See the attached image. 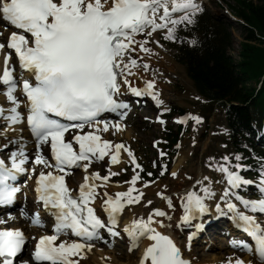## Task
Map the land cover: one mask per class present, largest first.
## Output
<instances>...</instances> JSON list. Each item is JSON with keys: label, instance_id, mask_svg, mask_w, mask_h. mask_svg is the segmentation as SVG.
I'll use <instances>...</instances> for the list:
<instances>
[{"label": "snow or ice", "instance_id": "obj_1", "mask_svg": "<svg viewBox=\"0 0 264 264\" xmlns=\"http://www.w3.org/2000/svg\"><path fill=\"white\" fill-rule=\"evenodd\" d=\"M201 11L198 0H0V23L10 29L4 42H0V53L4 55L0 74L4 90L0 94L9 103L7 108L0 105V120L7 122L0 128L7 140L0 144V152L8 149L0 156V206L14 203L20 191L15 184L18 175L31 172L35 176L38 206L31 214L25 210L23 216L32 227L41 229L49 227L41 208L52 218V234L32 237L36 242L27 258L25 246L29 237L25 232L21 228H0V264H80L93 248V241L105 240L104 232L111 237L121 235L117 229L125 207L140 203L145 195L137 188V182L147 188L154 181L141 175L144 169L129 147L103 138L102 134L110 129L123 128L105 114L126 115L129 104L121 99L124 92L150 96L158 106L163 105L154 79L145 80L144 87L139 88L133 86L130 77L137 75L134 69L150 70L143 56L155 55L149 46L154 33L162 31L164 39L176 41L178 28L194 24ZM190 43L195 45L196 41ZM13 55L22 72L30 74L28 78L14 75L15 67L10 63ZM18 89L23 101L16 95ZM189 120L202 122L200 116L192 114L178 122L187 124ZM17 124H26L30 130L32 153L22 136L7 137V130H14ZM122 151L134 166L133 174L125 181L126 191L110 195L106 190L108 183L119 172L109 167L102 176L89 169L106 156L111 164L120 163ZM159 155L163 157L165 153L161 151ZM243 159L239 153L225 154L219 160L209 157L207 168L219 173L220 178L204 174L194 180L187 177L193 183L177 193L181 221L191 223L202 218L210 211L208 201H214L216 212L230 216L233 225L249 238L233 241V247L254 254L259 264H264V224L254 215L264 216V158L255 170L257 180L242 175L252 170L241 162ZM30 162L29 169L26 165ZM36 166H40L38 173ZM160 167L159 174L163 175L166 166ZM73 168L83 170L75 194L66 182ZM145 175L152 177L153 173ZM171 175L175 177L177 173ZM215 185L221 186L219 190ZM249 186L259 198L249 199L241 194ZM157 195L168 208L175 209L172 194ZM97 199L101 200L106 218L98 215L93 206ZM146 204L151 205L152 201L147 200ZM163 218L171 220L167 211L153 207L147 216L126 223L123 232L129 250L139 249L147 242L138 264H190L176 242L159 230L165 227ZM228 264L249 262L237 258L229 259Z\"/></svg>", "mask_w": 264, "mask_h": 264}, {"label": "rangeland", "instance_id": "obj_2", "mask_svg": "<svg viewBox=\"0 0 264 264\" xmlns=\"http://www.w3.org/2000/svg\"><path fill=\"white\" fill-rule=\"evenodd\" d=\"M249 1L257 5L260 2L259 0ZM198 2L202 3V8H205L207 11L215 15L219 14V10H227L229 13H231V7L234 6V2L232 0H198ZM220 15L223 16V19L218 17L217 19L224 21V24L230 28L232 35V47L229 49V53L233 59L238 61L240 44L244 40V32L237 22H230V20L225 15L221 13ZM155 41H159V43L157 44ZM149 46L153 48L156 56H143V59L150 64V70L149 74H147V72H144L142 69H138V71H136L138 72L137 80H139V77L141 76L142 78H148L151 80L154 79L157 83V92L159 93V97H161L164 101V106L161 108L163 115L167 120L166 124L164 125L167 128H172L173 131H177L178 128L172 123L171 119V117L177 116L176 113L172 112L173 109H183L185 113L198 115L202 119L204 117L208 120L206 122L205 120H202V123L198 125L193 124L194 122L191 123V120L188 121L189 124L183 129L179 147H173V154L169 157L170 162H167V160L160 161L158 151L153 149L151 146L153 141H159L162 138L164 132L163 126L158 125L154 121L157 114L155 109L138 108V118L134 119L133 116L130 117L128 121L129 123H132V125H125L126 128L121 129L120 133L112 132L106 133L104 135L105 139L111 140L114 143L124 142V144L134 153L137 162L142 166L144 165V170L148 169V172L155 171V175L160 176L159 173L161 171V163L164 164L165 162L164 165L167 164V173L160 177L161 179L159 181L155 182L149 187L151 189L154 187V190L151 192V196L149 198V200L152 201V204L147 205L146 207L144 203L135 209L134 207L132 208L137 210L138 208L144 207V213L150 212L153 207H159L163 202L161 197L157 195L158 192H177L186 189L193 183V180L201 174L215 177L217 179L220 178L219 173L213 172L207 168L206 162L208 158L215 157L217 160H219L220 157L225 154H235L229 144V132L227 129L224 112L218 107L212 108L211 105L206 103L199 95L193 82L187 75L185 66L179 63L177 60V54L179 52L178 45L171 40L169 41L164 39V32L157 31L153 34ZM153 72H155V75H153ZM130 79L133 80L135 77L132 76ZM5 98L6 97L2 98L0 95V105L6 108V106H9V103L7 99L5 101ZM146 117L151 118L152 121H145L144 118ZM0 128H3V125H1ZM128 133L129 135H127ZM0 137L3 138L4 135L0 134ZM106 162L107 161L103 160V162L92 165L89 171H99L102 176L107 174V169L110 166ZM133 167L134 166L129 163V158L127 155L124 158L123 164H121L118 168L110 167L112 171L119 172L118 176H113L110 178V186L116 188L119 185H122L123 182L130 180L131 175L133 174ZM121 169L127 170L121 171ZM150 169H152V171ZM175 169H177V171H175L177 173L176 178L171 175ZM137 171H139V169H137ZM189 176L193 177V180H189L187 178ZM79 177H81V174H73V176L70 178L71 184H76ZM110 186L108 185V187ZM215 187L219 190L221 186L215 185ZM244 196L246 198L249 197V195ZM143 200H148V198L146 197ZM210 202L214 204V201ZM24 209L25 208L20 211V206L17 205L11 214L18 216L21 213L23 214V212L26 210ZM174 210L175 213L178 211L177 215H174L176 218L181 214L182 211L179 210V207L175 208ZM133 212L135 213V211ZM140 214H143L142 211L139 212V215ZM128 216L129 214H127V216L125 215L123 219H126ZM172 220L173 219H171V225H173ZM216 235L217 234H215L214 231L211 232V241H214L215 243L219 241ZM180 241L183 242L184 238L181 237ZM218 244L215 249H218L220 252H216V250L214 252L219 254H214V252L203 253L202 251L200 254V251H198L200 249L198 247L196 248V246L190 254L195 256L194 258L199 256L201 263L204 264H225L227 262L224 263V261H229L228 258L234 261L236 258L240 257L239 255L235 254L239 257H235V259H233V253L229 254L231 251H227L226 247L220 248V245ZM200 248L202 247L200 246ZM99 251L109 256H112L114 252H117L118 254L121 253L122 255H132L128 253L129 251L125 242H119L117 247L112 246V244L104 245L101 243L98 244L96 242L91 251H89V253L87 252L86 258L82 259V262H84V260L88 261L87 257L96 254ZM223 251L228 253H223ZM137 253L138 251H133L132 256H136ZM213 254L214 257L217 258H213ZM221 256L223 257L220 258Z\"/></svg>", "mask_w": 264, "mask_h": 264}, {"label": "trees", "instance_id": "obj_3", "mask_svg": "<svg viewBox=\"0 0 264 264\" xmlns=\"http://www.w3.org/2000/svg\"><path fill=\"white\" fill-rule=\"evenodd\" d=\"M232 1V13L244 23L240 25L244 40L239 60L229 53L230 30L206 12H199L187 28L181 26L177 58L200 95L212 106L219 104L226 109L231 144L246 155L250 152L245 144L251 143L253 126L260 125L264 113V0L258 5L249 0ZM262 78V87L255 88ZM172 136L170 131L166 133L168 144L164 147L179 139Z\"/></svg>", "mask_w": 264, "mask_h": 264}, {"label": "bare ground", "instance_id": "obj_4", "mask_svg": "<svg viewBox=\"0 0 264 264\" xmlns=\"http://www.w3.org/2000/svg\"><path fill=\"white\" fill-rule=\"evenodd\" d=\"M0 24H2V23H0ZM2 26V25H1ZM1 41V40H0ZM156 56V55H155ZM164 58V57H163ZM162 62V61H161ZM163 63V62H162ZM161 63V64H162ZM166 63V62H165ZM4 66V61H3V55H1L0 54V68L1 67H3ZM134 71L136 72V71H138V69H134ZM18 91V98L21 100V101H23L22 100V97H21V94H20V91H19V89L17 90ZM9 107V106H8ZM7 108V107H6ZM24 109V107H23V104H21V111ZM130 119V118H129ZM18 126L20 125V124H17ZM21 125H23V126H21V127H16V125H15V128H14V131H13V129H8V133L9 134H7L8 136H10L9 138L11 139V138H15V137H17V136H19V134L20 133H22V135H20V136H22L23 138H24V140H26V139H28V133H27V130L25 129V125L24 124H21ZM124 127V126H123ZM20 131H22V132H20ZM121 131V130H120ZM119 131V132H120ZM127 135H129V133L127 134ZM1 141H3V143L1 142V144H5V143H7V140L6 139H4V138H2V140ZM31 141V140H30ZM33 143V142H32ZM6 150V149H5ZM28 151H29V153H32L33 151H34V148H33V146H32V144H29L28 145ZM4 155V154H3ZM4 157H6V156H4ZM106 158H107V160L109 161V158L106 156ZM110 162V161H109ZM28 167V166H27ZM40 169V166L39 167H37V171ZM175 171H177V169H175L173 172H175ZM82 176L83 175H81V177H79L78 178V186H79V184L82 182ZM35 180V179H34ZM34 180L32 181V183L34 184ZM32 183H31V185H32ZM156 187V186H155ZM154 188V187H153ZM149 189V190H144V192H145V195L147 196V195H151V192L154 190V189ZM117 189H119V188H117ZM107 191H108V193L110 194V195H114V191L113 190H110V187H108L107 186V189H106ZM117 192H120V191H126V189H122V190H116ZM157 192V191H156ZM154 193V192H153ZM29 195H30V197H31V194H30V192H29ZM155 195V194H154ZM32 198V197H31ZM19 201L20 202H22L23 203V201L22 200H20L19 199ZM32 203H29V205L27 206V211L31 214L36 208H37V201H36V197L34 198V196H33V198H32ZM159 201V200H158ZM143 202V201H142ZM134 205V204H133ZM95 208H96V210L97 209H101V200L100 199H97L96 201H95V203H94V205H93ZM164 206H166L164 203H162L161 205H160V207H161V209L163 210V208L162 207H164ZM134 207V206H133ZM132 207V208H133ZM167 207V206H166ZM130 209L129 211L128 210H126V209H124V211H123V213H122V217L124 218V216L126 215L127 216V214H129V216L126 218V219H123V227H124V225L126 224V223H129L132 219H134V218H137V217H140V216H147V214L146 213H144L145 212V209H144V207H141V208H138L137 210H134V209ZM170 209V208H169ZM170 210H173V209H170ZM133 211H135V213L133 212ZM142 211V213L143 214H140L139 215V212H141ZM168 213H169V211H168V209L166 210ZM171 212H173V211H171ZM169 213L170 214V216L171 215H173L174 213ZM97 214H99V212H98V210H97ZM41 215H42V217L45 219V221H47L48 222V220H49V216L43 211V209L41 208ZM9 216V217H8ZM7 217L8 218H2V217H0V220H3V221H5V223H3V224H0V227L2 228V227H4V225H7V224H11V225H13V226H11L12 228H21V229H24V231H25V233L27 234V236H29V237H31L32 235H35L36 233H38V234H45L46 232H42L41 230H38V229H36L35 227H32L31 226V224L29 223V222H26V220H24L23 218H22V215H20V216H12V215H7ZM164 219V223H165V227L164 228H161V229H159V230H161L162 232H164V234H166V235H169L172 239H174V241L176 242V244L181 248V251H182V253H183V256H184V258L185 259H187V260H189V258L192 256L190 253H189V251L190 250H187L186 249V246H184V244L182 243V242H180V240H179V238L181 237L180 236V233L176 230V228L174 227V226H172V225H170V221L167 219V218H163ZM37 234V235H38ZM221 241H225V239H223V238H221L220 239ZM146 243L147 242H145V243H142L141 245H140V248H139V251H138V253H137V255L136 256H132V255H122L121 253L120 254H118L117 252H114L113 253V255L111 256H109V255H106V254H104L103 252H101V251H99V252H97L96 254H93V255H91V256H89V257H87V259H88V261L87 260H84V262H82V261H80V264H138V259H139V257L141 256V254H142V251H143V248L145 247V245H146ZM218 245H220V248L221 247H225L223 244H221V243H219ZM215 248V247H214ZM202 250L204 251V248H202ZM199 251V250H198ZM89 253V252H88ZM129 254H131V253H129ZM214 254H219V253H214ZM214 254L212 255L213 256V258H217V257H214ZM203 255H205V254H203ZM202 255V256H203ZM223 256H221L220 258H222ZM235 257H239V256H237V255H235V254H233V259H235ZM193 258V257H192ZM219 259V258H218ZM243 259H244V261L245 262H249L250 264H254L252 261H254V262H256V264H259V262H257V260H255V258L254 257H252V256H250V255H247V256H245V257H243ZM126 261V262H125ZM190 261V264H202L201 263V259H200V257H198V258H194V259H191V260H189ZM200 261V262H199ZM210 264V263H209ZM211 264H214V263H211Z\"/></svg>", "mask_w": 264, "mask_h": 264}]
</instances>
